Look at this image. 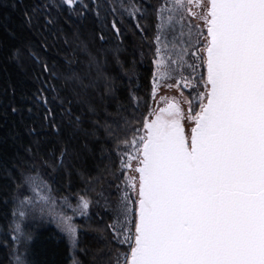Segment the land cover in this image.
<instances>
[{
	"label": "snow or ice",
	"instance_id": "1",
	"mask_svg": "<svg viewBox=\"0 0 264 264\" xmlns=\"http://www.w3.org/2000/svg\"><path fill=\"white\" fill-rule=\"evenodd\" d=\"M21 8L23 27L44 51L64 47L62 65L41 62L30 38L41 85L22 97L43 109L40 129L63 144L38 157L41 140L24 145L15 124L33 108L3 105L12 126L0 123V147L5 155L13 144L23 148L0 173L12 217L51 218L77 248V226L57 210L71 206L68 198L41 204L31 192L37 177L56 191L67 177L70 188L71 143L103 128L117 142L119 168L74 193L80 215L95 209L102 225L95 264H264V0H22ZM125 24L142 39L152 32L153 102L162 89H176L180 99L161 96L166 107L157 108L131 90L126 102L116 94L105 70L109 51L119 63V48L106 45L109 34L123 42ZM101 105L114 115L101 116ZM35 125H26L29 136L38 134ZM17 264L27 262L18 256Z\"/></svg>",
	"mask_w": 264,
	"mask_h": 264
},
{
	"label": "trees",
	"instance_id": "2",
	"mask_svg": "<svg viewBox=\"0 0 264 264\" xmlns=\"http://www.w3.org/2000/svg\"><path fill=\"white\" fill-rule=\"evenodd\" d=\"M29 2L30 0H23V3ZM151 2L155 3L156 0H151ZM13 3L18 7L12 8ZM21 3L22 0H0V111L3 110V105L10 101L33 108L32 114L25 113L24 124L19 123V116H16L15 124L18 125L17 131L20 133L24 145L38 138L41 140L42 150L37 155L42 157L47 154V150L52 147L53 143L62 145L63 141L58 137H52L46 130L40 129L42 124L40 114L43 109L37 108L31 99H22V97H32L41 85V81L36 79L39 69L34 58L28 54L27 48L31 38L32 51L40 57L41 62L47 60L49 64L58 62L62 65L64 47L61 44L57 48L44 51L36 43V38L32 37L28 29L23 27ZM93 27L92 18L85 20L81 28L82 34L87 37ZM124 27L126 32L123 42L120 38L112 37L109 34L110 39L106 47L108 49L119 48L117 53L119 63L114 58L112 51H109L106 74L114 80L116 94L124 98L125 102L131 90L137 96H148V103L151 105L153 65L148 42L152 32L150 30L148 37L142 39L139 34H133L130 25L125 24ZM17 50L20 52L19 56L15 55ZM13 90L15 91L14 96L11 95ZM141 102L143 103V101ZM107 114L114 115L112 108H109L106 113L101 105V116ZM32 120L36 121L35 126L38 129L36 136H29L26 131V125H30ZM0 123L12 126L11 118L5 119L2 115H0ZM116 143V140L109 139L104 134L103 128L94 136L80 135L77 140L71 143L66 161L72 171L71 187L68 186L67 177L59 186V191L54 190L42 177H37V182L50 198L63 201L67 197L69 204L76 205L74 193L84 189L89 178L105 175L110 179L111 175L106 173L105 169L117 170L119 168ZM17 151L23 155V148L19 145L13 144L9 147L6 155L4 149L0 147V173L4 167L10 166V157ZM85 194L89 197L94 195L91 191ZM3 200L4 198L0 197V264H16L18 256L27 264H72L74 258L79 260L80 264H95L98 252L104 247V240L101 238L102 225H98L96 222L98 218L94 215L95 209L90 211V218L83 216L72 218L78 233V246L73 249L69 246L68 241L60 237L56 229L42 221L31 225V223L25 224L24 218L21 237H15L16 218L12 217L13 203L5 204ZM16 203L18 204V201ZM27 232H32V237L25 241Z\"/></svg>",
	"mask_w": 264,
	"mask_h": 264
},
{
	"label": "rangeland",
	"instance_id": "3",
	"mask_svg": "<svg viewBox=\"0 0 264 264\" xmlns=\"http://www.w3.org/2000/svg\"><path fill=\"white\" fill-rule=\"evenodd\" d=\"M184 95L185 96L188 95V90H186V89L184 90ZM161 96L166 97L169 102H172V98L173 97H175L176 99H180L181 98L180 97V92L177 91L176 89H162L160 94H159V96L156 98V101L153 102V100H151V102H152L151 105L153 107L160 108L163 105H165L163 100L160 99ZM43 191H44L43 187H41L40 184L36 180V183L33 186L31 195L37 202H39L41 204H47V203H49V198L50 197ZM57 210L61 211L63 213H66L67 216H69L71 218H73L75 216H81L80 212L77 210V206L75 204L73 206L71 205L70 207L62 205L61 207H58ZM18 211H19V209L17 208V216H18ZM41 221H42V223H44V224H46L48 226H51L54 229H56V231L58 232L60 237L65 239L66 241H68L66 235L63 232L60 231V229L57 227L55 222L51 221V218H48L47 222L45 220H28V219H25V224L31 223V225H34V223L41 222ZM23 222H24V218L16 219V224H20V227L22 226ZM16 236H17V238L21 237V231L17 232L16 231V226H15V237Z\"/></svg>",
	"mask_w": 264,
	"mask_h": 264
},
{
	"label": "water",
	"instance_id": "4",
	"mask_svg": "<svg viewBox=\"0 0 264 264\" xmlns=\"http://www.w3.org/2000/svg\"><path fill=\"white\" fill-rule=\"evenodd\" d=\"M163 107H166V104H165ZM161 108H162V107H161Z\"/></svg>",
	"mask_w": 264,
	"mask_h": 264
},
{
	"label": "flooded vegetation",
	"instance_id": "5",
	"mask_svg": "<svg viewBox=\"0 0 264 264\" xmlns=\"http://www.w3.org/2000/svg\"><path fill=\"white\" fill-rule=\"evenodd\" d=\"M163 106H164V105H163ZM163 106H162V107H163ZM160 108H161V107H160Z\"/></svg>",
	"mask_w": 264,
	"mask_h": 264
},
{
	"label": "bare ground",
	"instance_id": "6",
	"mask_svg": "<svg viewBox=\"0 0 264 264\" xmlns=\"http://www.w3.org/2000/svg\"><path fill=\"white\" fill-rule=\"evenodd\" d=\"M70 246V245H69Z\"/></svg>",
	"mask_w": 264,
	"mask_h": 264
}]
</instances>
